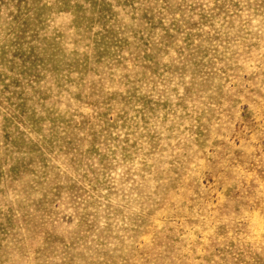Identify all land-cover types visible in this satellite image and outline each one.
Returning <instances> with one entry per match:
<instances>
[{"label":"rangeland","instance_id":"374dc122","mask_svg":"<svg viewBox=\"0 0 264 264\" xmlns=\"http://www.w3.org/2000/svg\"><path fill=\"white\" fill-rule=\"evenodd\" d=\"M0 264H264V0H0Z\"/></svg>","mask_w":264,"mask_h":264}]
</instances>
